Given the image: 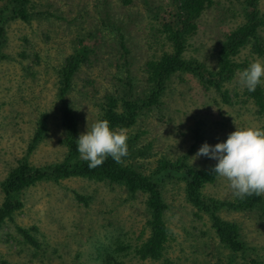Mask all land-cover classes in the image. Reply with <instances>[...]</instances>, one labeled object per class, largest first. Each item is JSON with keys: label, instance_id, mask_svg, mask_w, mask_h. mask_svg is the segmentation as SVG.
<instances>
[{"label": "rangeland", "instance_id": "374dc122", "mask_svg": "<svg viewBox=\"0 0 264 264\" xmlns=\"http://www.w3.org/2000/svg\"><path fill=\"white\" fill-rule=\"evenodd\" d=\"M148 1L165 0H31L30 21H4L8 58L0 60V208L3 182L20 162L46 167L68 155L58 91L63 68L77 52L85 48L88 56L66 97L79 133L101 119L109 94L122 98L130 90L133 98L145 95L147 61L171 49L158 38ZM243 2L215 0L205 9L186 57L216 67L225 34L243 21ZM261 34L264 39V28ZM237 59L246 66L264 63V54L252 43ZM243 68L227 85L231 103L192 74L176 75L162 102L142 109L137 123L123 130L137 140L120 161L152 174L161 159L188 154L193 166L211 168L215 160L194 158L204 142H222L235 125L264 129V109L240 82ZM258 86L264 91V78ZM41 123L45 129L36 138ZM158 180L168 206L160 256L143 258L138 252L151 236L146 194L117 182L46 178L23 190L24 207L0 228V264H264V193L260 205L238 208L234 204L240 198L233 196L226 178L217 176L203 189L210 206L199 207L189 200L182 176L160 175ZM214 201L224 206L211 210ZM214 217L238 226L245 252H233L221 242Z\"/></svg>", "mask_w": 264, "mask_h": 264}, {"label": "trees", "instance_id": "16d2710c", "mask_svg": "<svg viewBox=\"0 0 264 264\" xmlns=\"http://www.w3.org/2000/svg\"><path fill=\"white\" fill-rule=\"evenodd\" d=\"M215 0H165L162 3L150 4L146 2L149 14L156 20L160 38L164 45L171 49H164L158 56L146 63L147 92L142 98H133L130 90L126 97L119 98L111 93L105 98L103 115L101 119L108 121L109 127L119 132L133 127L142 109L153 107L162 102L166 91L176 75L183 73L192 74L202 86L215 89L224 102L231 103V95L227 85L232 81L240 67H246L237 59L242 49L254 43L260 54H264V39L261 34L264 28V10L261 0H244L243 21L234 29L225 34L222 44L217 52L216 67L208 66L198 58H187L185 53L189 47V40L197 33L198 19L202 12L211 7ZM31 0H3L0 5V60L8 58L4 53L5 27L4 21L8 17L20 18L30 21L32 17ZM87 49L77 52L63 68L58 97L61 103L62 126L66 135L68 155L62 162L49 166H34L28 161L20 162L13 168L3 182L4 202L0 208V228L14 213L24 207L21 198L25 188L46 178L60 180L68 177H84L97 181H109L124 184L130 191H140L147 195V209L150 213L149 224L151 236L138 252L143 258L160 256L162 247L167 239L168 226L164 221V213L168 208L160 189L158 177L180 175L186 180L187 195L192 203L199 207H208L203 194L204 187L212 183L217 175L211 168H198L188 160V154L178 158L161 159L152 174H143L131 165L121 161L114 162L111 157L104 159L97 167L89 168L88 162L80 158L76 150L75 138L80 134L77 126L76 114L68 102L66 94L72 85L73 77L79 71L82 59L87 58ZM126 83H131L129 80ZM132 88V85H129ZM261 109H264V91L258 86L254 91L247 93ZM37 131L38 138L44 131V123L40 124ZM136 136H127V149L136 147ZM30 146L29 149H32ZM263 193L240 198L234 206L241 209L254 208L261 204ZM207 204V205H206ZM211 210L224 206L222 203L212 202ZM214 227L222 243L233 252H245L244 244L240 240L239 228L235 223L227 222L219 217H214ZM32 243L33 237L26 231L22 232ZM2 264H8L3 262Z\"/></svg>", "mask_w": 264, "mask_h": 264}, {"label": "clouds", "instance_id": "9594fccd", "mask_svg": "<svg viewBox=\"0 0 264 264\" xmlns=\"http://www.w3.org/2000/svg\"><path fill=\"white\" fill-rule=\"evenodd\" d=\"M264 78V63L255 60L239 71V79L249 92L256 89ZM76 150L89 168L101 165L105 158L119 163L127 155V136L109 127L105 119H97L80 133ZM205 156L216 161L212 172L228 181L236 198L264 193V129L235 125L222 142L209 145L204 142L194 158Z\"/></svg>", "mask_w": 264, "mask_h": 264}]
</instances>
